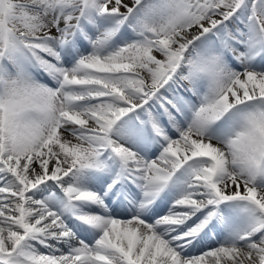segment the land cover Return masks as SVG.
I'll list each match as a JSON object with an SVG mask.
<instances>
[{"label": "snow or ice", "instance_id": "6c2138e0", "mask_svg": "<svg viewBox=\"0 0 264 264\" xmlns=\"http://www.w3.org/2000/svg\"><path fill=\"white\" fill-rule=\"evenodd\" d=\"M0 264H264V0H0Z\"/></svg>", "mask_w": 264, "mask_h": 264}]
</instances>
